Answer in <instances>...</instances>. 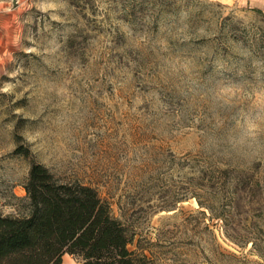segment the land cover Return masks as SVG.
<instances>
[{
    "label": "rangeland",
    "instance_id": "1",
    "mask_svg": "<svg viewBox=\"0 0 264 264\" xmlns=\"http://www.w3.org/2000/svg\"><path fill=\"white\" fill-rule=\"evenodd\" d=\"M66 2L0 4V150L6 152L0 156L1 210L17 212L25 200L32 163H43L24 138L35 123L29 96L41 83L65 86L84 112L76 146L82 155L73 156L78 163L47 166L57 177L95 187L115 216L133 226L138 237L149 239L155 264H264V173L214 167L202 174L195 167L185 171L186 161L199 163L201 157L179 153L175 137L168 142L154 138L137 115L148 109L147 103L138 106L137 98L153 90L169 102L177 99L172 84L163 82L161 55H195L203 47L220 52L229 37H240L236 24L225 19L232 14L230 9H202L190 21L193 36L208 22L205 12L219 34L183 41L174 35L178 25L167 28L163 23L164 17H175L179 11L177 0H70L71 6L63 9ZM105 2L108 12L100 10ZM114 19L131 29L133 39L147 35L153 44L167 41V53L158 46L133 47ZM69 31L76 35L69 38ZM100 32L112 37L111 54L91 66L90 76L78 78L73 75L76 67H90L87 41ZM54 34L63 35L72 47L44 55ZM256 43L264 44V36ZM114 63L132 70V80L124 87L112 83ZM10 145L14 149L8 152ZM169 149L176 155L170 157ZM143 152H150V162L142 163ZM73 257L72 263L64 259L66 264H77Z\"/></svg>",
    "mask_w": 264,
    "mask_h": 264
},
{
    "label": "clouds",
    "instance_id": "2",
    "mask_svg": "<svg viewBox=\"0 0 264 264\" xmlns=\"http://www.w3.org/2000/svg\"><path fill=\"white\" fill-rule=\"evenodd\" d=\"M70 6V0L61 5L63 9ZM208 6L229 8L232 14L225 19L236 24L240 37H229L220 52L203 47L195 55H161L163 82L172 84L177 99L169 102L160 91L153 90L137 98L138 106L148 104L147 111L137 115L154 138L168 142L175 137L179 140V153L201 157L199 163L186 161L185 171L195 167L197 173L202 174L214 167L224 171L236 168L250 174L264 173V44L256 43L264 36V0H191V3L177 0L179 11L175 17H164L163 23L167 28L178 25L174 35L183 41L212 39L219 32L210 19V13L205 12L208 22L196 28L195 37L190 23L195 14ZM109 7L105 2L100 10L108 12ZM113 22L133 47H152L155 50L158 46L161 52L167 53V41L153 44L147 35L133 39V33L126 24L115 19ZM64 31L66 29H61ZM67 35L71 38L76 32L69 31ZM47 43L43 54L48 56L55 55L65 45L72 47L69 40L60 34L50 35ZM87 43L91 50L90 67H76L73 75L78 78L90 76L91 66L98 61H106L114 47L112 37L104 32ZM236 60L241 63H236ZM201 61L205 64L203 70ZM111 68L114 72L112 83L124 87L131 82L133 73L130 67H117L114 63ZM29 99L34 107L32 119L35 123L24 134L27 145L49 168H62L70 161L78 163L73 156L82 155L76 146L84 112L81 111L82 105L74 101L70 89L41 83ZM13 149L14 146L10 145L7 151ZM5 154L0 150V156ZM168 155L172 157L176 153L169 149ZM151 159L150 152H143L142 163ZM169 163L172 164L171 161ZM172 167L174 171L178 170V166Z\"/></svg>",
    "mask_w": 264,
    "mask_h": 264
},
{
    "label": "trees",
    "instance_id": "3",
    "mask_svg": "<svg viewBox=\"0 0 264 264\" xmlns=\"http://www.w3.org/2000/svg\"><path fill=\"white\" fill-rule=\"evenodd\" d=\"M16 213L0 208V264H155L149 239L113 214L98 190L33 162ZM149 242V243H148Z\"/></svg>",
    "mask_w": 264,
    "mask_h": 264
},
{
    "label": "bare ground",
    "instance_id": "4",
    "mask_svg": "<svg viewBox=\"0 0 264 264\" xmlns=\"http://www.w3.org/2000/svg\"><path fill=\"white\" fill-rule=\"evenodd\" d=\"M64 259H66L67 261H69V262H71L72 263V258H71V256L70 255H67V256H65V258ZM64 264H66V262L64 261Z\"/></svg>",
    "mask_w": 264,
    "mask_h": 264
},
{
    "label": "crops",
    "instance_id": "5",
    "mask_svg": "<svg viewBox=\"0 0 264 264\" xmlns=\"http://www.w3.org/2000/svg\"><path fill=\"white\" fill-rule=\"evenodd\" d=\"M67 255H70V254H68V253L65 254V255H64V258H65V256H67ZM70 256H71V258H72V255H70ZM73 258H74V257H73ZM75 260H76V262H77V264H78V260H77L76 258H75Z\"/></svg>",
    "mask_w": 264,
    "mask_h": 264
}]
</instances>
